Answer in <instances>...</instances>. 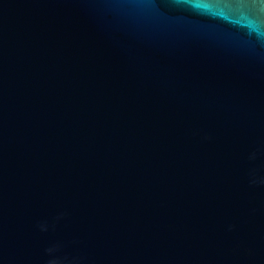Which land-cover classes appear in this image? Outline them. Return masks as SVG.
<instances>
[{
	"label": "water",
	"instance_id": "1",
	"mask_svg": "<svg viewBox=\"0 0 264 264\" xmlns=\"http://www.w3.org/2000/svg\"><path fill=\"white\" fill-rule=\"evenodd\" d=\"M0 264H264V0H0Z\"/></svg>",
	"mask_w": 264,
	"mask_h": 264
}]
</instances>
